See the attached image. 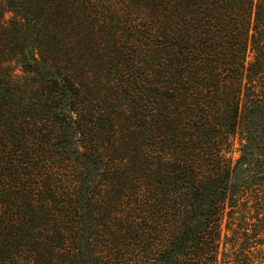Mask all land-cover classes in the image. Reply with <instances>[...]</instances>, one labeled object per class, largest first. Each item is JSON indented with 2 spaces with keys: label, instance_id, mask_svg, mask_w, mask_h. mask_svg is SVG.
Segmentation results:
<instances>
[{
  "label": "trees",
  "instance_id": "16d2710c",
  "mask_svg": "<svg viewBox=\"0 0 264 264\" xmlns=\"http://www.w3.org/2000/svg\"><path fill=\"white\" fill-rule=\"evenodd\" d=\"M0 264H264V0H0Z\"/></svg>",
  "mask_w": 264,
  "mask_h": 264
},
{
  "label": "rangeland",
  "instance_id": "374dc122",
  "mask_svg": "<svg viewBox=\"0 0 264 264\" xmlns=\"http://www.w3.org/2000/svg\"><path fill=\"white\" fill-rule=\"evenodd\" d=\"M47 1H50V0H47ZM12 67L17 77H21L23 75L21 71V65L19 64V62L17 61L13 62Z\"/></svg>",
  "mask_w": 264,
  "mask_h": 264
}]
</instances>
